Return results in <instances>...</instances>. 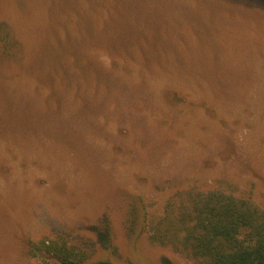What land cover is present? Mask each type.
Returning <instances> with one entry per match:
<instances>
[{"label": "rangeland", "instance_id": "1", "mask_svg": "<svg viewBox=\"0 0 264 264\" xmlns=\"http://www.w3.org/2000/svg\"><path fill=\"white\" fill-rule=\"evenodd\" d=\"M194 185L264 206V0H0V264H193L148 223Z\"/></svg>", "mask_w": 264, "mask_h": 264}, {"label": "trees", "instance_id": "2", "mask_svg": "<svg viewBox=\"0 0 264 264\" xmlns=\"http://www.w3.org/2000/svg\"><path fill=\"white\" fill-rule=\"evenodd\" d=\"M148 238L193 264H264V206L221 188L190 186L167 198L162 215L148 223ZM85 253L61 234L26 248L40 264H88Z\"/></svg>", "mask_w": 264, "mask_h": 264}]
</instances>
